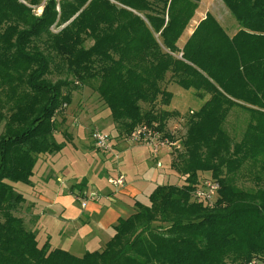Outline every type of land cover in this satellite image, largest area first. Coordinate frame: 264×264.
I'll use <instances>...</instances> for the list:
<instances>
[{
    "label": "trees",
    "instance_id": "16d2710c",
    "mask_svg": "<svg viewBox=\"0 0 264 264\" xmlns=\"http://www.w3.org/2000/svg\"><path fill=\"white\" fill-rule=\"evenodd\" d=\"M221 1L238 31L229 36L207 14L181 48L198 0H0V89L11 103L0 135V264H264V186L234 184L245 166L264 174V0ZM55 71L67 78L49 79ZM168 74L209 96L188 120L185 183L135 201L103 250L76 257L39 247L14 214L26 203L14 185L32 186L38 156L65 147L54 119L72 103L70 88L97 83L119 136L129 137L142 124L164 131L174 114L158 111L172 98L162 87ZM233 107L249 114L236 144L223 127ZM200 179L219 183L212 204L192 199Z\"/></svg>",
    "mask_w": 264,
    "mask_h": 264
},
{
    "label": "rangeland",
    "instance_id": "374dc122",
    "mask_svg": "<svg viewBox=\"0 0 264 264\" xmlns=\"http://www.w3.org/2000/svg\"><path fill=\"white\" fill-rule=\"evenodd\" d=\"M197 4L198 8L185 32L188 28L194 32L207 14H211L229 36L235 29H239L237 22L221 0H198ZM41 12L42 7L35 8L36 14L39 15ZM52 30L57 32L59 29L53 27ZM91 45L92 42H88L86 46L90 47ZM178 45L182 48L184 44L178 43ZM63 77H66V74L55 71L49 76V79L56 81ZM96 86L97 83L94 81H89L86 85L77 81L75 86L70 88L72 103L59 111L54 119V137L58 143H65V147L58 154L38 156L34 178H32V181L38 184L37 187H33V189L30 188L32 186L24 183L14 185L15 190L27 201L14 214L24 219L27 229L36 231L39 247L48 242L52 249L67 251L76 257H82L87 250H93L94 247L100 246L105 239L108 241L111 231L114 232L113 225L108 233L100 235L101 243L98 244L95 241L91 244L92 247L87 246L84 232L91 221L86 222L88 216L84 215L80 218L78 213L83 205V213L91 215L93 222H97L101 218L103 210L101 213L92 212L88 206L95 205L97 208L100 204L105 205V199L115 193L111 190L113 186L109 184L108 179L117 174L114 167L119 158L120 162L124 159V162L118 165L123 167H121L122 172L133 174L137 171L138 175L144 177L143 183L148 184L144 189H141L142 194L138 196V199L143 203L148 202V196L152 192L149 189L154 186L155 182L178 186L185 183L186 177L178 170V166L185 157L183 141L187 133L188 120L192 113L202 106L201 100H203L196 96L194 90H185L171 82L170 74L167 75L162 87L170 90L172 98L173 95L175 96L174 106L168 110L174 114L166 122L164 131H161L167 144L155 154L145 142L131 143L128 141V137L119 136L116 124L110 116V110L95 90ZM1 91L2 88L0 89V115L2 116L0 118V135L4 132L11 105L5 97V92ZM208 98L207 95L205 99ZM171 100L167 106L171 104ZM142 106L145 109L148 108V105L142 104ZM164 107L165 105L158 103V111L165 110ZM248 122L249 114L241 107H233L230 110L223 127L230 136L232 144L241 141ZM96 130L113 138L111 155L100 151L92 143L91 135ZM75 137L77 139L74 140ZM133 145L146 146L140 150L135 149L136 147L127 150ZM54 157H57L55 161ZM158 162L162 164V167L157 166ZM53 164H55L54 170L62 173L66 183L57 182L59 188H56L53 183H48L50 179L56 178H53ZM103 168L104 172H102ZM255 173L247 166L243 167L235 176L234 184L244 190L264 186V174H259L260 180H258ZM202 180L204 179H200V182ZM75 185H81L83 189L74 188ZM100 185L104 187L103 190ZM67 199L70 201L69 206L66 205ZM193 201L195 200L193 199ZM131 209V211L126 210V213H123V218H128L133 213L134 207ZM35 216L38 217V220L34 218Z\"/></svg>",
    "mask_w": 264,
    "mask_h": 264
},
{
    "label": "crops",
    "instance_id": "0c3cea01",
    "mask_svg": "<svg viewBox=\"0 0 264 264\" xmlns=\"http://www.w3.org/2000/svg\"><path fill=\"white\" fill-rule=\"evenodd\" d=\"M194 28V27H193ZM192 29V28H191ZM238 30H234L232 33H230L231 35V37L237 32ZM193 31L192 30H189V28L187 29V31L185 32V34L182 36V38H181V40H180V42H179V44L180 43H182V45L186 42V40L190 37V35H191V33H192ZM229 35V34H228ZM182 45H180V46H182ZM168 90V89H167ZM170 91V90H169ZM175 98V96L173 95V98H172V100H171V104L169 105V106H165L164 108H165V110H169L170 108L172 109V107L174 106V102H173V99ZM206 99H204V100H201V102H202V104L204 103V101H205ZM75 139H77L76 137L74 138V140ZM73 140V141H74ZM72 141V142H73ZM144 146H146V145H137V146H131V147H129L127 150H132V149H134L135 147V149H143L144 148ZM57 158V157H56ZM55 157L53 158V160L55 161V159H56ZM116 161V160H115ZM124 162V159L120 162V158L116 161V165H115V167L114 168H116V170H117V174L116 175H114V176H112V177H117L119 174H123V175H125L126 176V183H125V185L123 186V187H120V188H118V189H114L112 186V188H111V190L113 191V192H115V193H113V196H110V197H107L105 200V205H103V204H100V205H98V207L97 208H95V205H91V207L90 206H88V208H90L91 209V211L92 212H94V211H98V213H101L102 212V210H103V214H102V216H101V218H99L98 220H97V222H93V220H92V217H90L91 215H88V214H85V213H83V209H82V207H83V205H82V207H81V209H80V211H79V213H78V217H80V218H82L84 215H87L88 217L86 218V219H88V220H86V222L87 221H91L90 222V224L87 226V229L85 230V234H86V236L84 237V239L87 241L86 242V245L87 246H90V247H92L91 246V244L92 243H94L95 241L96 242H98V244L99 243H101V239H100V235L101 234H106V233H108V231L109 230H111V226H113V225H115V223L117 222V220L119 219V218H123V213H126V210L127 211H131L132 209L131 208H133V205H134V203H135V201H140L139 199H138V196L139 195H141L142 194V192H141V189H144L145 187H146V185H148V184H146V183H143L145 180H144V177L143 176H140V175H138V173H137V171H135V172H133V174H129V173H127V172H122L121 171V167H119L118 165L120 164V163H123ZM56 163V162H55ZM111 163V162H110ZM54 165L55 164H53V171H54V174H53V178H55V179H50L49 180V184H51V183H53L55 186H56V188H59L60 186L58 185V183L57 182H63L64 184H66L65 182H64V180H63V177H62V173L60 172V171H55L54 170ZM113 165V164H112ZM123 168V167H122ZM127 169V168H126ZM103 171L102 172H104L105 171V169L103 168L102 169ZM32 178H34V176L32 177ZM32 178H31V180H32ZM108 178V177H107ZM63 180V181H62ZM86 180H89L88 178H86ZM107 181V180H106ZM90 182V181H89ZM32 187H30V188H36L37 187V183L35 182H33L32 181ZM104 183V182H103ZM157 185H161V184H157V182H155V184H154V186H152V188L151 189H149V191L151 192V191H153L154 190V188L157 186ZM33 188V189H34ZM100 188L103 190L104 189V187L103 186H101L100 185ZM148 191V192H149ZM59 192V191H58ZM149 192V193H150ZM57 194V193H56ZM58 197V196H57ZM56 197V198H57ZM58 199V198H57ZM59 201H61L60 199H59ZM65 201V200H64ZM67 201V206H69V203H70V201L67 199L66 200ZM27 202V201H26ZM141 202V201H140ZM31 203H33V202H31ZM143 203V202H142ZM145 204L147 203V201L146 202H144ZM71 204H72V202H71ZM36 207V206H35ZM95 214V213H94ZM97 218H98V216H97ZM69 221H70V219H68ZM104 220H106V221H104ZM114 235V232H113V230L111 231V234H110V236H109V240H110V238L112 237ZM108 240V241H109ZM107 240L105 239V241L103 242V244H101L100 246H98V247H94L93 248V250H87L86 252H92V251H97V250H101V248H104V246L106 245V243L108 242H106ZM97 244V245H98ZM86 249H88V247H86Z\"/></svg>",
    "mask_w": 264,
    "mask_h": 264
},
{
    "label": "built area",
    "instance_id": "2783aa9c",
    "mask_svg": "<svg viewBox=\"0 0 264 264\" xmlns=\"http://www.w3.org/2000/svg\"><path fill=\"white\" fill-rule=\"evenodd\" d=\"M66 107V106H64ZM159 129L158 123H153L152 125L142 124L138 126L134 132L128 137V141L134 142H145L153 151L157 153L163 147L166 146L165 137ZM112 137L108 134L96 130L91 135V140L94 146L100 151L111 155L112 151ZM158 167H162L160 162L157 163ZM109 184H111L115 189L123 187L126 183V176L119 174L117 177H112L108 179ZM220 186L218 181L213 179L203 180L199 186L192 193V197L197 202H203L207 204H212L213 201L218 196ZM244 264H262L258 259H252Z\"/></svg>",
    "mask_w": 264,
    "mask_h": 264
}]
</instances>
